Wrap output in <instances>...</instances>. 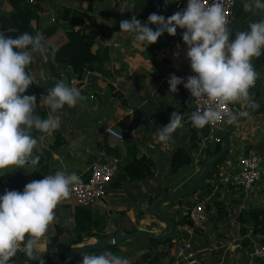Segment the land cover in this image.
Returning <instances> with one entry per match:
<instances>
[{
	"label": "crops",
	"instance_id": "crops-1",
	"mask_svg": "<svg viewBox=\"0 0 264 264\" xmlns=\"http://www.w3.org/2000/svg\"><path fill=\"white\" fill-rule=\"evenodd\" d=\"M177 1L100 0L93 4L90 18L82 29L95 38L92 52H105L106 58L85 71L82 79L69 82L71 86L81 89L84 97L76 107L65 106L58 113H51L44 105L41 97L47 95L64 73L46 57L36 54L30 70L35 80L33 85L46 113L45 118L60 115L61 126L51 135L33 130V137L39 140L34 150V155L40 157L39 164L35 168L16 169L13 166L0 170V195L5 190L22 192L27 183L54 175L56 171L75 173L83 179L92 159L94 162H104L115 156L120 160L119 168H122L133 159L145 156L152 164V179L127 181L121 186L110 182L105 198L88 209L93 221L103 230L99 236L112 238L115 233L120 235L135 230L157 235L167 233L165 225L151 215L153 204L192 184L211 157L204 153L207 148L200 147L202 130L192 127L189 121L194 111L190 92L183 84L178 85L176 93L169 92L168 80L171 75L186 81L188 76L195 73L187 59V45L180 37L179 28L175 36L165 32L157 43L146 46L136 42L132 35L121 32L119 24L133 15L142 23H147L151 13L167 18L174 14L173 5ZM53 2L51 0L47 6L53 8L55 16L59 7ZM244 3L245 0H237L234 4L230 18L232 23L229 25L232 38L235 31L248 30L250 22L264 19V11H245ZM63 6L83 12L87 10L86 3L73 0H63ZM45 13L43 9L38 19L31 23L35 34L41 33L54 20V16L51 18ZM149 26L154 30L156 28L155 25ZM46 40L55 49L67 41L62 29ZM253 63L260 78L249 90L250 100L235 104L237 113H245L253 106L252 115L234 130L227 154L213 169L224 166L228 172H239V159L248 152L256 151L261 157L259 180L249 190H236L221 185L211 171L196 193L177 205L161 207L165 217L174 222L181 233L177 241L190 242L191 251L186 253L188 258L179 260L175 257L172 245L157 244L143 238L120 243L114 254L126 257L130 264H264V260L256 254L264 235L258 232L257 227L255 229V221L251 219L255 213H264V120L261 117L264 95L260 96L259 102L257 100L260 89H263L264 94V55L254 59ZM173 112L184 115V127L173 133L171 141L161 142L158 131L170 122ZM126 116L128 123L123 130L119 122ZM232 125L220 124L219 132L223 139ZM108 127L119 131L123 141L117 142L108 136L105 132ZM193 133L194 137H191ZM216 146L208 147L213 151ZM107 148L112 152L108 153ZM180 148L189 155L191 163L176 174H170L168 167L171 156ZM203 196L208 198L204 226H180L179 222L187 219L190 210ZM149 199L154 201L150 204ZM77 207L71 200H64L57 205L55 220L36 252L44 264H62L55 252L46 254L47 245L56 235L57 229L64 230L59 236L61 243L76 240L78 232L74 219ZM94 243H97L95 238L82 236L78 247ZM19 256L16 255L13 261L20 259ZM22 264L34 263L27 261ZM75 264H82V255L77 257Z\"/></svg>",
	"mask_w": 264,
	"mask_h": 264
},
{
	"label": "clouds",
	"instance_id": "clouds-1",
	"mask_svg": "<svg viewBox=\"0 0 264 264\" xmlns=\"http://www.w3.org/2000/svg\"><path fill=\"white\" fill-rule=\"evenodd\" d=\"M226 6L227 0H187L182 11L167 18L151 13L147 23H142L133 15L119 24L121 32L146 46L157 43L165 32L175 36L178 28L184 30L186 56L195 75L188 76L186 81L171 75L169 92L176 93L178 85L183 84L195 100L205 102L189 116L192 127L197 129L236 123L244 113L229 112L227 106L249 101V90L260 78L253 60L264 55V19L250 22L248 30L235 31L232 38L229 27L232 20ZM243 7L245 11H264V0H245ZM149 25H155V30ZM55 52L39 32L35 35L24 32L15 38L0 32V170L13 166L35 168L40 157L34 155L39 140L33 137V130L51 135L61 126L60 115L41 118L35 114L36 96L25 95L35 84L27 69L36 54L41 57L50 54L54 59ZM41 98L51 113H58L65 106L76 107L84 99L81 89L63 79ZM183 127L184 115L173 112L170 122L160 127L158 138L169 142L173 133ZM80 183L77 174L56 171L27 183L22 192L5 190L0 195V264H12L18 251L44 264L42 257L36 255L40 242L55 220L57 205L69 199ZM82 264H130V261L111 251L98 255L83 252Z\"/></svg>",
	"mask_w": 264,
	"mask_h": 264
},
{
	"label": "trees",
	"instance_id": "trees-1",
	"mask_svg": "<svg viewBox=\"0 0 264 264\" xmlns=\"http://www.w3.org/2000/svg\"><path fill=\"white\" fill-rule=\"evenodd\" d=\"M73 1L86 3V12L74 7L62 5L56 10L53 22L41 31V34H43L46 39L51 37L59 29H62L65 32L67 41L56 49L54 59L50 54L46 58L52 65H56L58 68L63 70V75L68 77L69 82L71 80L82 79L85 71L92 67L96 62L103 61V59L106 58L105 52L101 54H94L92 52V48L95 45V38L92 34L85 32L82 29L84 23L90 18L89 13L92 12L93 4L100 0ZM6 2L10 7L9 11L4 10L0 2V32L15 38L24 32L35 35V29L31 26V23L38 19L39 14L43 12L44 5L51 2V0H31V2L29 0H6ZM32 67L33 63L27 70L30 72ZM25 95L36 96L37 106L35 114L41 116V118H45L46 113L43 110V105L34 85L29 87ZM116 95L119 96L117 93ZM127 123L128 117L126 116L119 122V126L124 130L127 127ZM192 136L194 137V133L191 134V137ZM56 146H58V144ZM107 152L111 153L112 150L107 148ZM204 153L209 156L212 153V149L208 147ZM190 163L191 159L186 151L181 148L177 149L171 156L168 171L170 174H176L181 168L189 165ZM152 177V164L147 158H145V156H139L129 163H126L124 167L120 168L118 173L112 179L113 181L111 180V184L121 186L127 181L150 180ZM197 190L194 193H196ZM153 201L154 200L149 199L150 204ZM179 203L180 201H177L169 205H177ZM251 219L255 221V229L257 227L258 232L264 235V213H255L251 216ZM74 221L75 229L78 232L75 241L71 243H61L59 241V236L64 233V230L57 229L56 235L47 245L46 254L49 255L52 252H55L62 264H65L67 252L71 249V247H78L81 243L82 236H85L88 239L95 238L97 242L110 239V237L107 236H99V233L103 230L98 228L99 224L93 221L91 211L89 209L77 207ZM179 225H188L189 227H192L188 217L185 220H181ZM114 236H116V233ZM162 245L171 246L172 242L167 241ZM261 245H264V239L261 241ZM118 246H120V244L106 247L95 252L90 251L88 254H100L103 251L115 252ZM23 256L25 255L22 254L19 258ZM76 259L77 258L73 259L71 264H75Z\"/></svg>",
	"mask_w": 264,
	"mask_h": 264
},
{
	"label": "built area",
	"instance_id": "built-area-1",
	"mask_svg": "<svg viewBox=\"0 0 264 264\" xmlns=\"http://www.w3.org/2000/svg\"><path fill=\"white\" fill-rule=\"evenodd\" d=\"M31 2V0H29ZM237 0H227L226 12L229 18L232 16V11L234 4ZM187 5V0H179L173 5V12L182 11ZM53 22V20H52ZM182 29H179L180 37L183 34ZM192 107L195 111L197 107H203L205 102L200 100H195L192 96ZM227 111L235 112V104L228 105ZM261 117L264 120V107L261 111ZM222 123L207 125L202 130L200 136V147L203 149L208 148L212 145L222 144V135L219 132V126ZM106 134L112 137L117 142L123 141V135L114 129L113 127H108L105 130ZM260 162L261 157L256 151L248 152L246 155L242 156L239 161V172L231 173L226 170L224 166H219L212 172L221 185L228 188L236 190H249L260 178ZM120 160L111 156L109 161L104 162H94L91 165V174L86 179V183H81L74 188L71 196L67 200H71L80 208H91L93 205L106 196V189L111 180L119 171ZM215 167V166H214ZM208 198L203 196L201 200H198L196 205L188 213V220L191 222L192 227L201 228L207 221L206 218V204ZM172 250L175 253V257L179 260L188 258L186 253L191 251V244L189 241L185 243H180L177 240L172 242ZM23 251H18L16 255H22ZM260 259L264 260V245H260L258 251L256 252Z\"/></svg>",
	"mask_w": 264,
	"mask_h": 264
},
{
	"label": "water",
	"instance_id": "water-1",
	"mask_svg": "<svg viewBox=\"0 0 264 264\" xmlns=\"http://www.w3.org/2000/svg\"><path fill=\"white\" fill-rule=\"evenodd\" d=\"M62 79L66 83L69 84V79L66 75H63ZM258 95H259V98H257V100L259 102L260 96L264 95L263 89L259 90ZM130 103L133 105L134 102L131 101ZM257 105H258V103H257ZM252 108H253V106L247 112H245L244 115L241 116L237 120L236 123H234L229 128L226 136L222 140V144L217 145L214 148V150L212 151L211 157L207 160L202 172L192 182V184H190L184 190H181L180 192H178L174 195H171V196H168L165 198H161L155 204H153L152 209H151V215L154 216L155 218H157V220H159L162 224L165 225V227L168 230L166 234L157 235V234H153L151 232L144 231V230H135L134 232H131V233L113 236L112 238H110L109 240H106V241H101V242H97L94 244H88V245L80 246L77 248H71L67 252L65 264H71L72 260L81 256L83 252L88 253L90 251L102 250L106 247L116 246L122 242H127L130 240L136 239V238L148 239V240H151V241L156 242L158 244H163V243H166L167 241L173 242V241L177 240L178 238H180L181 233L178 232L175 223L165 217L163 211L161 210V207L164 205H167V204H171V203L183 200L184 198L193 194L201 186V184L205 181V179L210 174V172L212 171L214 166L227 154V152L229 150V140L232 136V133L242 122H244L250 115H252V112H253ZM93 163H94V160L92 159L91 164L89 166V169L87 171V175L85 176V178H83V183H86V179L90 176L91 165ZM27 261H31L35 264H40L39 260H37V259L31 260V259H28L27 256H23L20 259H18L17 261H13L12 264H22V263L27 262Z\"/></svg>",
	"mask_w": 264,
	"mask_h": 264
},
{
	"label": "rangeland",
	"instance_id": "rangeland-1",
	"mask_svg": "<svg viewBox=\"0 0 264 264\" xmlns=\"http://www.w3.org/2000/svg\"><path fill=\"white\" fill-rule=\"evenodd\" d=\"M0 2H1V4H2V8L4 9V10H10V8H9V5L7 4V2H6V0H0ZM54 4H56L55 6L56 7H60V6H62L63 5V0H54V2H53ZM44 10H46V15L48 16V17H53L54 16V13H53V8H49L48 6H47V4H45L44 5ZM52 22V21H51ZM123 243V242H122ZM125 244V243H124ZM121 245V244H120Z\"/></svg>",
	"mask_w": 264,
	"mask_h": 264
}]
</instances>
